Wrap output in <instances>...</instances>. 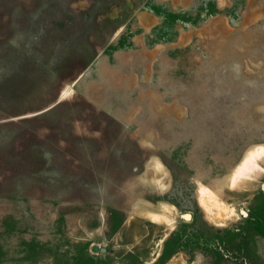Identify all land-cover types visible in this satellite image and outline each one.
Masks as SVG:
<instances>
[{"label": "rangeland", "instance_id": "rangeland-1", "mask_svg": "<svg viewBox=\"0 0 264 264\" xmlns=\"http://www.w3.org/2000/svg\"><path fill=\"white\" fill-rule=\"evenodd\" d=\"M0 264H264V0H0Z\"/></svg>", "mask_w": 264, "mask_h": 264}, {"label": "water", "instance_id": "water-1", "mask_svg": "<svg viewBox=\"0 0 264 264\" xmlns=\"http://www.w3.org/2000/svg\"><path fill=\"white\" fill-rule=\"evenodd\" d=\"M91 251L93 252H100V253H108V252H111V250L107 249L106 247L104 246H98V245H92L91 246Z\"/></svg>", "mask_w": 264, "mask_h": 264}, {"label": "bare ground", "instance_id": "bare-ground-1", "mask_svg": "<svg viewBox=\"0 0 264 264\" xmlns=\"http://www.w3.org/2000/svg\"><path fill=\"white\" fill-rule=\"evenodd\" d=\"M255 154V153H254ZM255 156H257L256 154H255ZM257 159V158H256ZM256 164H254L253 162H248V164H247V168L245 169V171L247 172V173H249V172H251L252 171V169H253V167L255 166ZM185 213V212H184ZM184 217V216H183ZM185 218V217H184ZM183 218V219H184ZM186 218L187 219H189L190 218V215L189 214H186ZM185 218V219H186Z\"/></svg>", "mask_w": 264, "mask_h": 264}]
</instances>
